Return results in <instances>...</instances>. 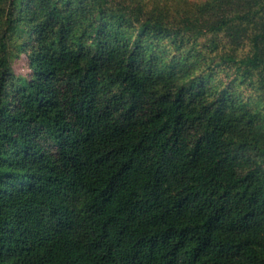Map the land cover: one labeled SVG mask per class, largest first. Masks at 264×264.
I'll list each match as a JSON object with an SVG mask.
<instances>
[{"label": "trees", "instance_id": "trees-1", "mask_svg": "<svg viewBox=\"0 0 264 264\" xmlns=\"http://www.w3.org/2000/svg\"><path fill=\"white\" fill-rule=\"evenodd\" d=\"M183 258L264 264V0H0V264Z\"/></svg>", "mask_w": 264, "mask_h": 264}, {"label": "rangeland", "instance_id": "rangeland-1", "mask_svg": "<svg viewBox=\"0 0 264 264\" xmlns=\"http://www.w3.org/2000/svg\"><path fill=\"white\" fill-rule=\"evenodd\" d=\"M200 0H143L144 4H147V8H153L154 4L156 3H160L162 6L164 7H174L177 6L179 4V6H181V8H185V2H197ZM14 46H17L19 44H21V40L14 38L12 40ZM150 45H152V49L153 51H158L160 54H162L163 52H166V60H172L176 57L181 58L182 61H184L185 59H187V50H185L183 53H181V51H178L177 48L174 47V42H172V37H167V36H163V39H161L160 41H149ZM185 45H188V43H186ZM160 48V50H158L157 48ZM186 49H190L191 47L186 46ZM25 59V57L23 58ZM22 59V61L18 64V62L16 63L17 65L15 66V71L16 73H22L23 75H27L28 74V69L27 67H25V63L24 60ZM200 71H196V75L200 73ZM223 77V75H221ZM244 91L246 92V97H249V95H256L257 93L255 91H251L250 88L245 87ZM180 264H193L192 262L186 260L185 258L182 259V262Z\"/></svg>", "mask_w": 264, "mask_h": 264}]
</instances>
